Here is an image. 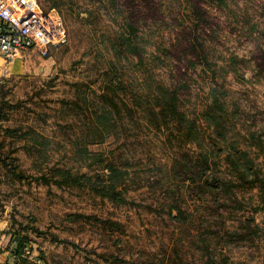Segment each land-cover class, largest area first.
<instances>
[{
  "label": "rangeland",
  "instance_id": "obj_1",
  "mask_svg": "<svg viewBox=\"0 0 264 264\" xmlns=\"http://www.w3.org/2000/svg\"><path fill=\"white\" fill-rule=\"evenodd\" d=\"M38 2L69 41L0 77V233L46 264H264V0Z\"/></svg>",
  "mask_w": 264,
  "mask_h": 264
},
{
  "label": "built area",
  "instance_id": "obj_2",
  "mask_svg": "<svg viewBox=\"0 0 264 264\" xmlns=\"http://www.w3.org/2000/svg\"><path fill=\"white\" fill-rule=\"evenodd\" d=\"M69 41L63 20L43 11L38 0H0V54L8 60L35 51L47 57ZM3 264H46L32 245Z\"/></svg>",
  "mask_w": 264,
  "mask_h": 264
},
{
  "label": "crops",
  "instance_id": "obj_3",
  "mask_svg": "<svg viewBox=\"0 0 264 264\" xmlns=\"http://www.w3.org/2000/svg\"><path fill=\"white\" fill-rule=\"evenodd\" d=\"M16 64L17 63L15 60L11 65H14V67H16ZM10 67L11 66L8 63L7 59L0 54V77L9 73V71H11L12 69ZM7 234L9 235V233ZM7 234L0 233V264H3L5 261L13 260V257L15 255L14 250L16 249V241L15 239H10L11 234L9 235V238H6V236H8Z\"/></svg>",
  "mask_w": 264,
  "mask_h": 264
},
{
  "label": "trees",
  "instance_id": "obj_4",
  "mask_svg": "<svg viewBox=\"0 0 264 264\" xmlns=\"http://www.w3.org/2000/svg\"><path fill=\"white\" fill-rule=\"evenodd\" d=\"M25 240L23 237H19L18 241L16 242V249L14 250L16 254H20L24 247H25Z\"/></svg>",
  "mask_w": 264,
  "mask_h": 264
}]
</instances>
